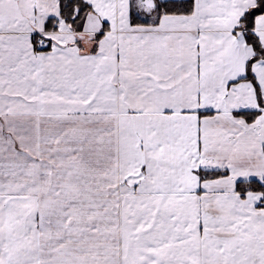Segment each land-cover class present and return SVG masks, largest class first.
I'll return each instance as SVG.
<instances>
[{
  "label": "snow or ice",
  "instance_id": "1",
  "mask_svg": "<svg viewBox=\"0 0 264 264\" xmlns=\"http://www.w3.org/2000/svg\"><path fill=\"white\" fill-rule=\"evenodd\" d=\"M0 264H264V0H0Z\"/></svg>",
  "mask_w": 264,
  "mask_h": 264
}]
</instances>
